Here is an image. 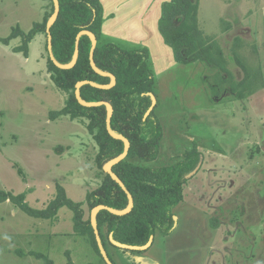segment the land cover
I'll list each match as a JSON object with an SVG mask.
<instances>
[{
  "label": "rangeland",
  "instance_id": "rangeland-1",
  "mask_svg": "<svg viewBox=\"0 0 264 264\" xmlns=\"http://www.w3.org/2000/svg\"><path fill=\"white\" fill-rule=\"evenodd\" d=\"M104 1L105 14L117 13V19L105 17L102 42L148 48L156 79L159 155L131 162L162 168L194 148L200 152V167L187 178L183 201L173 211L171 233L148 250L110 246L109 254L116 264H264V0H199V29L223 49L233 76L243 78L242 66L260 70L259 89L245 100H236L227 82L219 86L217 71L204 63L175 62L158 31V6L169 0H119L116 10L115 0ZM52 7L42 0H0V38L17 28L28 34ZM138 16L146 19V36L138 24L126 27ZM23 44L21 36L9 44L0 40V190L25 193L34 209L47 207L57 185L84 202L106 174L96 162L99 147L89 121L51 119L68 95L48 72L47 33L34 36L28 55L16 51ZM233 51L238 60L230 59ZM72 217L62 208L54 220H41L10 201L0 203V264H44L35 254L54 264H105L90 239L75 233Z\"/></svg>",
  "mask_w": 264,
  "mask_h": 264
},
{
  "label": "trees",
  "instance_id": "trees-1",
  "mask_svg": "<svg viewBox=\"0 0 264 264\" xmlns=\"http://www.w3.org/2000/svg\"><path fill=\"white\" fill-rule=\"evenodd\" d=\"M42 1H48L53 6L51 13L45 16L42 23L35 24L28 34L17 28L9 37L0 40L9 44L13 38L21 36L24 44L16 51L28 55L27 45L36 34L47 33V25L55 14L54 0ZM58 3L59 14L50 28L56 61L61 65H70L76 51L77 36L88 31L97 39L94 52L97 69L116 78L115 85L108 89H100L91 84L80 88L83 101L106 102L112 106L111 129L130 142L126 159L114 165L112 171L132 195L134 205L125 214L117 215L102 209L96 216L104 249L112 263L116 264L108 250L110 246L120 248L110 242V235L122 244L144 246L151 237H154L155 241L157 237L164 238L171 233L176 224L173 211L183 201L184 184L187 176L198 166L200 152L194 148L181 161L162 168H148L131 162L135 159L145 162L156 160L163 135L155 109L146 117L152 105L149 94L155 95L156 84L154 71L150 67L149 49L145 47L128 50L114 43L102 42L105 17L101 0H58ZM198 11L199 0H169L161 5L158 30L164 43L172 50L175 62L184 65L200 62L216 70L215 78L218 85L227 82L229 88L227 90L236 100H245L259 87L264 88V83L254 88L260 80V70L252 73L247 67L242 66L243 78L237 80L233 76L230 61L223 49L200 31ZM92 47L90 36L82 35L79 40L78 60L68 69L57 67L48 57L47 69L51 80L59 90L68 95L65 107L51 113L50 117L52 120L68 116L73 120L87 119L89 121L87 128L99 147L96 162L103 169L107 163L124 152L125 143L109 134L106 125L109 110L105 105L84 106L76 99L78 83L88 81L98 85H110L112 82L109 76L102 75L92 68L90 62ZM234 52L230 59L238 60ZM6 201L12 202L30 217L41 220H54L62 208L69 209L73 213L75 233L90 239L104 263L91 223L92 210L105 206L125 211L130 204L126 192L108 174H105L99 187L87 194L84 202L71 200L62 185H57L55 198L44 209L30 207L25 193L14 195L0 190V203ZM85 206L90 212L87 219ZM35 256L43 260L44 264H54L46 255ZM68 264L74 263L69 260Z\"/></svg>",
  "mask_w": 264,
  "mask_h": 264
},
{
  "label": "water",
  "instance_id": "water-1",
  "mask_svg": "<svg viewBox=\"0 0 264 264\" xmlns=\"http://www.w3.org/2000/svg\"><path fill=\"white\" fill-rule=\"evenodd\" d=\"M54 4H55V14L53 15V17L51 18V20L49 21V23L47 25L48 52H49V57H50L51 61L57 67H59L61 69H68V68H71L72 66H74L76 64L77 60H78V57H79V40H80V37L82 35H89L91 40H92V42H93V47H92L91 54H90V62H91L92 68L96 72H98V73H100L102 75L109 76L112 79V82H111L110 85H98V84H96L94 82H88V81L78 83L77 86H76V88H77L76 89V99H77V101L80 104H82L84 106L92 107V106L105 105L108 108V110H109L107 121H106L107 130H108L109 134L111 136H113L114 138H116V139L124 141V143H125L124 152L118 158H116L115 160H112L111 162L107 163L104 166V171L115 182H117L120 185V187L126 192V194L128 196V199L130 201L129 207L125 211H117V210H113V209L105 207V206H99V207L94 208L92 210V213H91V223H92V227H93V230H94V234L96 236V241H97V245H98L99 251H100L104 261L106 262V264H113L112 261L110 260V258L108 257V254H107V252L104 249V246L102 244V241H101V238H100V235H99V230H98V227H97L96 216H97L98 212L100 210H102V209H106L109 212H111L113 214H117V215L125 214L126 212L130 211L132 209L133 205H134V200H133L132 195L127 191V189H126L124 183L122 182V180L112 171V168H113L114 165H116L120 161L126 159L128 151H129V148H130V142L126 138H124V137H122V136H120V135H118V134H116V133H114L112 131V129H111V117H112V114H113L112 106L109 103H106V102L87 103V102L83 101L82 98H81V94H80V88L82 86L86 85V84H91L92 86L100 88V89H108V88H110V87L115 85L116 78L112 74L102 73V72H100L97 69L95 61H94V52H95V49H96V46H97V39L92 33L88 32V31L81 32L77 36L76 51H75V55H74L73 61H72V63L70 65H61L60 63H58L56 61V59L54 57V54H53V49H52V36L50 34V28H51L52 24L55 22V20L57 19L60 8H59L58 0H54ZM149 96L151 97L152 105H151L149 111L147 112L146 117H148L151 114V112L155 109V107L157 105L156 96L153 93H150ZM199 167H200V165H198L196 167V169L187 176V178L193 177L196 174V172L198 171ZM109 239H110V242L115 247L123 249V250H131V251H145V250H148L152 246L153 241H154V237H151L149 242L146 245H144V246H131V245H126V244H122V243L117 242L113 238V235H110Z\"/></svg>",
  "mask_w": 264,
  "mask_h": 264
},
{
  "label": "crops",
  "instance_id": "crops-1",
  "mask_svg": "<svg viewBox=\"0 0 264 264\" xmlns=\"http://www.w3.org/2000/svg\"><path fill=\"white\" fill-rule=\"evenodd\" d=\"M101 2H102V4H103V7L105 8V9H107L106 8V4H105V1L104 0H101ZM116 3V4H115ZM119 3H120V1L119 0H115V2H114V5H113V8H115V10L116 9H118L117 7H120V5H119ZM161 5H162V3H160V6H158V9L160 8V10H161ZM112 8V9H113ZM105 11L106 10H104V17H106L107 19H110V17H112V19H117L116 18V16H117V13L115 14V13H113V12H111L110 14H105ZM148 14V13H147ZM161 14V13H160ZM148 17V16H147ZM134 18H137V17H133V18H131V20L130 19H128L129 21H128V23H127V26L126 27H128V28H131L132 26H134V25H136V24H138V33L139 32H144L145 31V29H146V25H144L145 24V20L146 19H143L141 16H138V21H134L133 19ZM159 20V19H158ZM123 23H125V22H123ZM105 25V24H104ZM130 26V27H129ZM130 30V29H129ZM159 31V30H158ZM131 32V31H130ZM144 36H146V32H144Z\"/></svg>",
  "mask_w": 264,
  "mask_h": 264
}]
</instances>
